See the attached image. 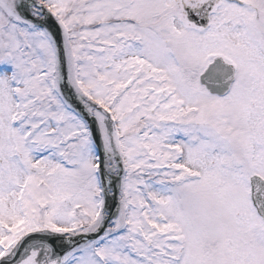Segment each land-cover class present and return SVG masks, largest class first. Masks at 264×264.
Returning <instances> with one entry per match:
<instances>
[{
	"label": "snow or ice",
	"instance_id": "obj_1",
	"mask_svg": "<svg viewBox=\"0 0 264 264\" xmlns=\"http://www.w3.org/2000/svg\"><path fill=\"white\" fill-rule=\"evenodd\" d=\"M0 264H264V0H0Z\"/></svg>",
	"mask_w": 264,
	"mask_h": 264
}]
</instances>
